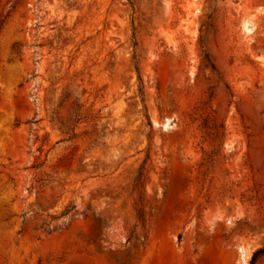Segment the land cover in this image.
<instances>
[{"label":"rangeland","instance_id":"rangeland-1","mask_svg":"<svg viewBox=\"0 0 264 264\" xmlns=\"http://www.w3.org/2000/svg\"><path fill=\"white\" fill-rule=\"evenodd\" d=\"M261 249L264 0H0V264Z\"/></svg>","mask_w":264,"mask_h":264},{"label":"trees","instance_id":"trees-1","mask_svg":"<svg viewBox=\"0 0 264 264\" xmlns=\"http://www.w3.org/2000/svg\"><path fill=\"white\" fill-rule=\"evenodd\" d=\"M260 256H264V249H261L255 253L253 261H256Z\"/></svg>","mask_w":264,"mask_h":264},{"label":"bare ground","instance_id":"bare-ground-1","mask_svg":"<svg viewBox=\"0 0 264 264\" xmlns=\"http://www.w3.org/2000/svg\"><path fill=\"white\" fill-rule=\"evenodd\" d=\"M245 29H247L248 32H252V31H253V29L250 28V26H246ZM165 127H166L167 129L170 127V120L167 121V123L165 124ZM246 257H247V256L244 255V258H246Z\"/></svg>","mask_w":264,"mask_h":264}]
</instances>
